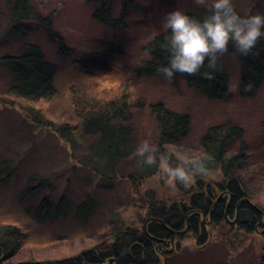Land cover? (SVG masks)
<instances>
[{
	"label": "rangeland",
	"instance_id": "1",
	"mask_svg": "<svg viewBox=\"0 0 264 264\" xmlns=\"http://www.w3.org/2000/svg\"><path fill=\"white\" fill-rule=\"evenodd\" d=\"M133 1L141 8L130 7L128 26L118 33L98 24L94 6L85 0H32L33 33L28 41L39 44L49 60L59 61L58 44L46 28L45 20L50 19L51 28L59 32L66 45L77 47L76 57L97 53L95 57L107 54L110 61L114 55L118 58L110 64L114 65L113 72L118 71L122 80L131 83L135 150L145 140L158 147L160 133L150 106L159 102L187 114L191 120L189 138L181 145L166 146L167 152L173 153V164L180 162L181 155L196 153L201 138L211 127L233 121L244 128L248 157L234 174L250 189L253 202L264 208V85L251 98L240 95V58L235 48L230 45L218 56V65L230 75L231 101L209 99L189 87L183 78L139 80L133 74L147 58L145 44L166 30L163 21L168 11L180 8L193 13L211 6L212 0ZM233 5L244 15L264 13V0H233ZM9 23V11L0 0V58L10 49L19 53L24 46L16 36L7 34ZM10 80L11 75L0 62V221L22 228L27 235L21 252L11 262L55 261L99 244L108 245L118 232L146 225L143 204L149 198L155 197L159 204L171 203V197L181 198L196 189L198 177L190 185L177 183L172 187L159 171L148 179L135 176L143 166L142 159L126 160L114 177L102 176L106 168L98 172V163L90 158L95 138L82 136L78 121L69 109L66 111L73 101L69 80L58 77L60 98L37 103L11 95ZM149 167L152 172L158 170L156 166ZM222 179L223 172L205 176L206 182L212 184ZM47 197L54 204L62 199L71 202L63 220L42 224L33 218L31 212ZM211 237L203 246L195 245L197 240L185 235L180 247L175 246L177 253L166 264L259 263L264 249L260 233L244 234L225 224L216 228Z\"/></svg>",
	"mask_w": 264,
	"mask_h": 264
},
{
	"label": "trees",
	"instance_id": "2",
	"mask_svg": "<svg viewBox=\"0 0 264 264\" xmlns=\"http://www.w3.org/2000/svg\"><path fill=\"white\" fill-rule=\"evenodd\" d=\"M85 1L86 4L94 6L93 16L98 24L118 33L128 26L130 7L141 8L133 0ZM4 2L10 20L6 32L24 42V46L18 50L19 53L10 49L0 58V62L11 75L9 93L34 103L41 100L51 101L61 97L57 81L58 77L63 76L69 80L73 96L72 104L66 107V111L69 109V113L78 121L82 136L95 138L90 158L98 163V172L106 168V173L101 175L111 177L108 174L113 175L126 160L134 158L136 162L141 159L136 155L133 144L136 133L131 110V83L122 80L119 72H113L111 66L118 58L114 55L110 61L107 54L95 57L97 53L76 57L77 47L66 45L59 32H54L51 28L50 19H46L48 35L58 44L60 57L57 62L51 61L39 44L28 41L33 33L30 24L34 20L32 0ZM210 7L188 14L203 19ZM236 11L244 15L240 10ZM168 34L169 30L166 29L145 44L147 58L135 67L134 77L139 80L158 77L165 81L183 78L189 87L199 90L209 99L231 101L233 96L229 86L230 75L224 67L218 65V58L214 67H210L206 60L195 75L176 73L173 78L168 79L157 71L160 65L167 63ZM117 47L121 49L120 44ZM91 56L95 58H90ZM239 58L240 95L251 98L264 85V39L259 41L252 53L247 56L239 54ZM69 84L64 85L68 87ZM150 111L160 133L157 143L161 151L167 152L166 146L181 145L189 138L190 116L170 110L162 102L151 105ZM244 136L245 129L233 121L208 129L201 138L196 153L190 156L206 155L210 170L208 175L223 172L222 181L212 184L206 182L205 176L198 177L194 191L181 198L177 196L174 200L171 197V203L159 204L155 197L149 198L143 204L148 218L146 225L131 226L127 231L118 232L114 241L108 245L99 244L79 252L76 256L55 261L11 262L21 252L27 235L22 228L0 221V264H165V259L173 258L177 253L175 248L180 247L179 242L181 243L185 235L195 238V245L199 243L204 246L211 240L215 229L223 228L225 224L244 234L260 233L264 237V208L253 202L250 189L234 174L236 168L247 161L248 150ZM142 165L135 176L148 179L154 177L158 171L152 172L149 166ZM65 200L54 204L48 197L44 198L31 214L42 224L63 220L71 203ZM87 201L89 200L86 199ZM258 264H264V249Z\"/></svg>",
	"mask_w": 264,
	"mask_h": 264
},
{
	"label": "clouds",
	"instance_id": "3",
	"mask_svg": "<svg viewBox=\"0 0 264 264\" xmlns=\"http://www.w3.org/2000/svg\"><path fill=\"white\" fill-rule=\"evenodd\" d=\"M163 24L169 30L166 37L168 58L157 71L168 79L176 73L195 75L206 60L210 67H214L218 56L227 52L229 45L240 55L247 56L264 39V13L242 16L236 11L233 0H212L203 19L180 8L172 9L165 14ZM136 155L143 164L156 166L160 177L172 187L177 183L190 185L197 177L207 176L210 171L206 155H181L180 162L173 164L168 152L161 151L147 140L136 148Z\"/></svg>",
	"mask_w": 264,
	"mask_h": 264
},
{
	"label": "water",
	"instance_id": "4",
	"mask_svg": "<svg viewBox=\"0 0 264 264\" xmlns=\"http://www.w3.org/2000/svg\"><path fill=\"white\" fill-rule=\"evenodd\" d=\"M110 262H111V261H110ZM166 262H167V261H166V259H165V264H166Z\"/></svg>",
	"mask_w": 264,
	"mask_h": 264
}]
</instances>
